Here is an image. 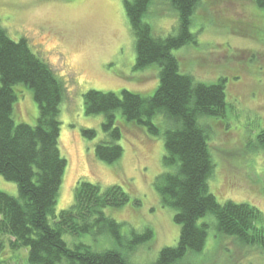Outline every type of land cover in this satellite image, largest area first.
Masks as SVG:
<instances>
[{"label": "rangeland", "instance_id": "rangeland-1", "mask_svg": "<svg viewBox=\"0 0 264 264\" xmlns=\"http://www.w3.org/2000/svg\"><path fill=\"white\" fill-rule=\"evenodd\" d=\"M124 0H0V24L14 40L24 37L31 50L45 60L66 85L60 105L59 149L67 165L63 173L55 212L73 201L80 179L106 187L119 184L130 194L120 208L106 207L105 213L123 222L122 232L151 228L153 238L130 255L136 264H150L161 248L173 246L180 227L173 220L174 210L161 203L155 179L164 167L163 138L149 134L125 120L120 111L115 121L121 129L122 156L112 164L99 160L95 145L108 140L102 129V114L84 111L83 94L90 90L126 89L144 96L155 91L158 68L136 69L134 36L126 17ZM153 6L150 22L155 33H173L177 17L163 1ZM192 32L196 43L174 50L182 71L196 81L212 83L223 78L228 116L211 121L209 140L215 168L209 180L210 191L223 203L247 202L261 210L264 225V146L257 138L264 128V9L252 0H201ZM16 123L34 124L38 107L32 91L24 84L14 86ZM96 131L94 138L82 129ZM164 129V126L161 125ZM0 190L16 196L17 185L0 175ZM139 200V205L134 203ZM210 221L212 222L210 225ZM208 235L200 253H188L179 264H264V253L243 245L217 231L211 216ZM66 242L84 241L93 248H112L104 237L88 235ZM8 264H28L9 260Z\"/></svg>", "mask_w": 264, "mask_h": 264}, {"label": "trees", "instance_id": "trees-1", "mask_svg": "<svg viewBox=\"0 0 264 264\" xmlns=\"http://www.w3.org/2000/svg\"><path fill=\"white\" fill-rule=\"evenodd\" d=\"M158 0H124L123 6L134 36L135 68H158L159 83L150 96L123 89H90L83 94L84 111L102 114V129L108 140L95 145V156L107 163L123 153L122 132L115 121L120 111L126 121L144 127L164 144V170L156 176L155 190L161 203L174 210L179 225L175 245L165 246L150 264H179L188 253L202 252L211 216L217 231L243 245L257 246L264 253V225L260 209L247 202L220 203L210 191L215 163L209 146L211 121L228 116L229 104L223 78L212 83L196 81L181 69L174 50L195 44L193 20L201 0H161L177 17L172 34L155 33L150 18ZM264 9V0H252ZM24 84L38 107L34 124L16 123L14 86ZM66 85L50 65L34 53L27 40L12 39L0 24V175L17 185L18 194L0 190V264L23 260L28 264H136L130 255L153 238L151 228L123 234V222L107 215L106 207L120 208L130 194L119 184L102 187L80 179L72 203L58 213L59 195L66 159L59 149L60 105ZM164 126V129L161 128ZM94 138L92 128L82 129ZM264 146V128L257 134ZM139 205V200L134 199ZM210 221V225H211ZM72 238L104 237L112 248L98 250L84 241L70 246Z\"/></svg>", "mask_w": 264, "mask_h": 264}]
</instances>
